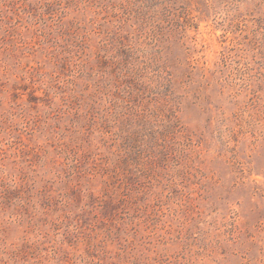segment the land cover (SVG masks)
Returning a JSON list of instances; mask_svg holds the SVG:
<instances>
[{"label": "rangeland", "instance_id": "obj_1", "mask_svg": "<svg viewBox=\"0 0 264 264\" xmlns=\"http://www.w3.org/2000/svg\"><path fill=\"white\" fill-rule=\"evenodd\" d=\"M0 264H264V0H0Z\"/></svg>", "mask_w": 264, "mask_h": 264}]
</instances>
